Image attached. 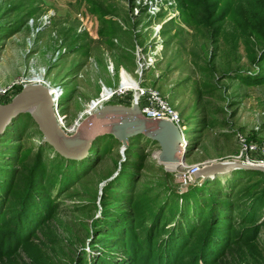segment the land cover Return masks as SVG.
<instances>
[{
    "label": "rangeland",
    "instance_id": "1",
    "mask_svg": "<svg viewBox=\"0 0 264 264\" xmlns=\"http://www.w3.org/2000/svg\"><path fill=\"white\" fill-rule=\"evenodd\" d=\"M192 1L0 0V87L27 76L33 60L47 80L62 85L60 107L69 126L98 97L102 86L118 88L122 70L141 85L155 89L180 114L187 153L183 163L175 167L158 163V145L142 137L133 141L127 153H121L116 142L98 141L95 146H104L103 151L97 154L91 147L86 162L80 164L61 160L47 146L40 162L37 149L44 144L27 116L12 120L0 135V153L16 148L17 153L25 155L14 170L22 173V187V181L28 187L30 179L36 187L44 180L47 185V179L57 183L50 192L55 202L50 229L61 239L68 255H75L86 245L82 259L87 264H96L101 255L114 254V240L105 238L108 232L114 237L121 232L112 229L110 223L124 217L126 187L151 190V196H159V203H170L168 214L173 206L181 207L183 194L207 179L219 177L222 191L230 195L226 182L234 171L195 179L189 170L237 161L239 136L264 143V67L254 66L261 60L260 48L254 47L250 57L242 42L233 48L221 36L212 38V22L209 29L187 25L189 21L205 23L209 12L192 16L188 13L195 12L190 8ZM209 1L215 10L219 0ZM95 2L106 3L109 8L103 19L121 29L107 45L98 41L100 19L93 14ZM219 14H224L221 7L215 19ZM82 25L86 31H80ZM223 29L232 30L228 20ZM58 50L64 52L52 62ZM122 77L127 80L125 73ZM8 161L0 155V169ZM87 164L92 166L83 174ZM67 166L70 168L66 172ZM73 171L82 173L83 178L66 182ZM0 177L7 175L0 171ZM61 180L69 188L57 195ZM257 181V177L251 178L245 188L254 184L257 192L264 185V181ZM240 189L242 185L236 193ZM35 194L37 203L42 192ZM234 195V203L240 202ZM260 207L263 217L264 205ZM36 234L41 237L39 231ZM258 241L257 259L264 264V226L260 227ZM252 260L246 264H252ZM229 262L234 264L233 260Z\"/></svg>",
    "mask_w": 264,
    "mask_h": 264
},
{
    "label": "trees",
    "instance_id": "2",
    "mask_svg": "<svg viewBox=\"0 0 264 264\" xmlns=\"http://www.w3.org/2000/svg\"><path fill=\"white\" fill-rule=\"evenodd\" d=\"M209 2L192 1L190 8L195 12L188 13L194 16L209 11L207 21L198 25L192 21L186 24L209 29L212 22V38L221 36L222 41L230 43L233 48L242 42L250 57L255 53L254 47H259L261 60L254 66L264 67V1L219 0L215 10L214 4ZM219 7L224 10V14H219L215 19ZM108 8L105 2H95L93 10V14L100 19L98 41L104 45L110 44V38L117 36L121 30L110 20L103 19ZM226 20L232 25L230 32L223 29ZM261 83H264V78ZM140 137L142 136L130 139V145ZM101 140H107L106 144H119L111 136L100 137L92 146V149L96 148L94 153L103 151L104 146H95ZM45 146L47 145H41L37 149L40 162L46 150ZM15 149L6 154L0 153L9 159L0 169L7 175V178L0 179V264H87L82 259L86 245L80 247L75 255H68L61 239L50 229V219H54L52 217L55 214V202L50 192L57 183L47 179V185H44V180L40 187H36L30 179V185L26 187L22 181V187L19 180L22 173H15L14 170L25 155L20 154V150V153H17ZM58 157L67 163L86 162L85 159L78 162L65 160L59 155ZM91 166L87 164L83 174ZM57 167L60 171L62 164ZM69 168L70 166H67L65 171ZM81 174L77 175L73 171L66 182L77 179L79 182L83 178ZM256 177L257 182L264 181V173L234 171V175L231 174L226 182L231 191L230 195L222 191L219 177L212 181L207 179L200 187L192 188L183 194L180 197L181 207L173 206L170 214V203H159V196H151V190L132 191V186L126 187L129 197L127 196L124 203V217L110 223L112 229L121 232L115 237L112 232H108L105 238L114 240L112 248L115 255H101L96 258V264H230V260H233L234 264H246L252 257V264H261L257 256L258 233L260 227L264 226L263 208L260 207L264 205V185L260 186L257 192L254 184L245 188V183ZM28 178L29 176L25 179ZM58 184L62 189L57 191V195L64 190L68 191L69 187L66 188L64 181L61 180ZM241 185L242 190L236 193ZM41 192L40 204L39 201L35 203V193ZM233 193L237 194L240 202L234 203ZM38 231L41 237L37 236Z\"/></svg>",
    "mask_w": 264,
    "mask_h": 264
},
{
    "label": "water",
    "instance_id": "3",
    "mask_svg": "<svg viewBox=\"0 0 264 264\" xmlns=\"http://www.w3.org/2000/svg\"><path fill=\"white\" fill-rule=\"evenodd\" d=\"M28 115L41 134L42 143L65 160L82 161L89 155L93 143L103 136H111L119 143L120 152L130 146L136 136L154 142L159 147L158 163L181 165L185 159V142L179 128L167 119L144 116L138 103L131 106L107 104L83 118L71 134L58 124L49 91L43 85H26L10 101L0 105V135L12 120ZM235 170L264 173V166L224 161L203 166L193 173L195 179L213 178Z\"/></svg>",
    "mask_w": 264,
    "mask_h": 264
},
{
    "label": "built area",
    "instance_id": "4",
    "mask_svg": "<svg viewBox=\"0 0 264 264\" xmlns=\"http://www.w3.org/2000/svg\"><path fill=\"white\" fill-rule=\"evenodd\" d=\"M137 14V13H136ZM33 20H30L32 25ZM86 31L85 25H82L80 31ZM62 52V53H61ZM64 51H56L52 57V62L58 60L60 54ZM122 73H125L127 80L123 81ZM43 85L49 91L53 110L59 126L68 134L74 132L76 125L86 116L95 111H98L107 104H118L124 106H131L134 102L138 103L141 113L154 119H167L175 124L181 133L182 140L186 144L185 137L182 133L183 127L181 125V118L179 112L174 109L169 103L160 96V94L153 88L141 85L129 74L124 71L119 72L118 88L112 90L105 86L101 87V91L95 99L88 103L84 111L80 114L78 119L74 120L71 125L67 126L65 115L61 111L60 101L64 95L61 84H54L45 78V72L42 69L34 66L33 60L29 63L27 76L21 77L12 81L11 83L0 87V105L6 104L8 100L19 90L26 85ZM120 102H123L122 104ZM65 124V125H64ZM257 129V128H256ZM239 151L236 156L238 162H243L251 165L264 166V143H255L248 141L245 137H238ZM236 161V162H237ZM199 168H191L188 172L193 176V173Z\"/></svg>",
    "mask_w": 264,
    "mask_h": 264
},
{
    "label": "bare ground",
    "instance_id": "5",
    "mask_svg": "<svg viewBox=\"0 0 264 264\" xmlns=\"http://www.w3.org/2000/svg\"><path fill=\"white\" fill-rule=\"evenodd\" d=\"M177 165H178V164H177ZM177 165H171V166L175 167V166H177ZM167 166H169V165H167ZM167 166H166V167H167Z\"/></svg>",
    "mask_w": 264,
    "mask_h": 264
}]
</instances>
